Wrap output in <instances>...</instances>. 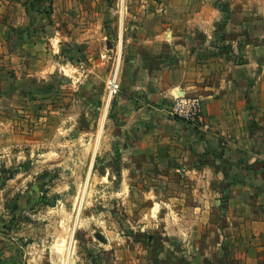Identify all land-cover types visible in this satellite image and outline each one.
I'll return each mask as SVG.
<instances>
[{"label":"rangeland","instance_id":"rangeland-1","mask_svg":"<svg viewBox=\"0 0 264 264\" xmlns=\"http://www.w3.org/2000/svg\"><path fill=\"white\" fill-rule=\"evenodd\" d=\"M56 1L0 0V254L18 264H115L162 238L149 211L186 185L153 180L167 172L132 149L143 73L117 34L133 18H177L178 8L66 0L56 15ZM222 5V18L243 17L236 1L232 13Z\"/></svg>","mask_w":264,"mask_h":264},{"label":"crops","instance_id":"crops-1","mask_svg":"<svg viewBox=\"0 0 264 264\" xmlns=\"http://www.w3.org/2000/svg\"><path fill=\"white\" fill-rule=\"evenodd\" d=\"M235 1L243 17L222 18V3L232 13ZM67 5L57 0L54 13ZM163 7L178 17L133 18L117 38L129 40L133 69L143 73L132 149L150 170L167 172L153 180L186 185L149 211L162 238L115 264H264V0ZM176 94L199 99L208 132L169 115ZM0 264L18 260L2 253Z\"/></svg>","mask_w":264,"mask_h":264},{"label":"built area","instance_id":"built-area-1","mask_svg":"<svg viewBox=\"0 0 264 264\" xmlns=\"http://www.w3.org/2000/svg\"><path fill=\"white\" fill-rule=\"evenodd\" d=\"M118 84L115 78L108 81L107 89L110 96L118 91ZM169 115L183 121L199 131L208 132L211 128L202 113L201 103L198 98L192 96L175 95Z\"/></svg>","mask_w":264,"mask_h":264}]
</instances>
